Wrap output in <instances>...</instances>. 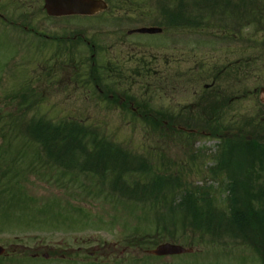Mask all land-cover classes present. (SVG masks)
Returning <instances> with one entry per match:
<instances>
[{
	"label": "rangeland",
	"instance_id": "1",
	"mask_svg": "<svg viewBox=\"0 0 264 264\" xmlns=\"http://www.w3.org/2000/svg\"><path fill=\"white\" fill-rule=\"evenodd\" d=\"M150 1H142L146 3L142 11L149 14ZM136 22L126 23L123 29L136 28L140 23ZM184 31V38L169 37L168 33L126 38L122 53L125 59L127 56L151 58L177 54V62L167 65L156 63L157 69L162 74L167 71L169 74L184 72L188 75L197 72L202 76L199 82L190 84L186 89L180 84L179 89L150 92L145 98L151 99L156 108L163 106L177 111L184 105L194 103L195 93L204 92L206 84L212 85L215 71L222 70L214 83L215 88H229V94L237 92L235 95H245L248 89L253 91L258 87L256 95H246L241 100L232 101L225 112L226 119L237 122L246 117H256L257 113L262 112L264 60L260 49L261 33L254 36L259 47L246 49L242 38L253 36L252 28L244 29L237 39L223 38V31L216 28ZM123 34L126 35L125 32ZM30 40V35L27 38L18 30L0 28V246H5L8 251L7 258L0 259V264H78L80 261L73 263L62 260L89 257L90 252H94L95 256L103 254L109 257L100 259L96 264H263L261 256L250 246L223 243V239L214 243L199 233L188 231L185 234L183 227V231L177 235L184 236L174 243L193 248V253L176 254L164 259L149 256L147 252L154 248L155 241L172 242L169 236L163 237L161 234L158 237L153 207L144 211L135 209L130 203L118 202L117 198H106V192H102L98 185V177L86 173L67 175L43 164L37 149L25 143L19 126L14 122L19 118V111L28 105L19 95L28 90L31 92V89L39 93L40 114L47 119H76L95 125L110 138L112 136L117 142L130 145L136 153L154 156L163 163L162 168L182 171L191 183L199 187L212 182L208 173L199 167L205 170V160L210 153L208 150L215 152L219 140L203 135L196 139L193 148L191 141L182 136L170 133L167 137L155 133L131 113L114 109L108 100L100 96L94 86L97 83L93 84L90 78L101 77L102 89L106 86L104 82L107 78L108 83L115 81L118 89L132 88L131 94H140V84L132 85L121 78L133 70L131 64L117 69L122 73L117 71L111 74L106 69L90 68L89 57L85 55L48 58L52 49L48 45L38 44L36 48L29 47L27 43ZM183 43L188 53L185 62L179 56ZM42 55L44 57H40ZM247 59H251L249 69H246ZM238 66L243 67L240 73H237ZM12 95L17 96L10 99ZM177 105L180 107L176 108ZM198 148L205 150L206 156L192 158L193 152L204 154ZM211 163L206 162L208 166ZM18 180L21 186L16 184ZM9 184V190H6ZM10 194H13V205L6 214L4 201L8 200ZM220 198L219 204L225 208L224 197ZM147 239H154V242L149 243ZM123 248L126 250L121 251V256L120 250ZM105 260L109 262H103Z\"/></svg>",
	"mask_w": 264,
	"mask_h": 264
},
{
	"label": "trees",
	"instance_id": "2",
	"mask_svg": "<svg viewBox=\"0 0 264 264\" xmlns=\"http://www.w3.org/2000/svg\"><path fill=\"white\" fill-rule=\"evenodd\" d=\"M224 2L173 0L171 5L165 7H171L174 12L160 15L158 24L175 32L181 28L186 31L216 28L237 33L238 29L249 26L255 32L264 33V3L239 9L225 7ZM165 7L159 3L156 5L158 9ZM176 9H182L183 13ZM128 77L134 84L136 78L141 77L144 93L133 96L127 89L128 98L125 101H110L114 108L120 106L133 116L139 115L155 133L167 137L170 133L182 136L191 141V146L203 135L219 140L216 152L209 159L213 165L206 170L214 182H218L216 186H195L182 171L162 168L163 163L154 156L136 153L130 145L117 142L112 136L110 138L100 132L95 125H87L76 119H47L40 114V106L35 99L38 95L33 89L19 95L28 105L19 111V118L14 122L19 126L25 143L37 149L38 157L44 160L43 164L45 162L53 168L64 169L67 174L74 170L82 173L89 171L99 177L102 185L109 182L110 187L127 200L137 205L143 204L146 210L153 207L158 237L162 234L175 241L184 236L177 235L178 232L185 230V234L188 231L200 233L214 242L228 238L234 244L255 249L264 264V111L242 121L226 119L223 114L229 106V96L226 90L220 93L218 88L212 86L201 94H195L197 97L191 105L192 112L182 117L187 121L193 118V122L180 127L176 122L180 119L181 111L186 112L185 106L177 111H167L156 108L153 101L144 96L157 89L160 92L176 89L180 82L186 88L183 76L174 74L172 79L168 77L162 80L152 66H146L142 71L135 68ZM201 78V74L191 72L190 84L199 82ZM97 84L102 90L100 81ZM100 94L107 98L106 92ZM16 96L12 95L10 99ZM192 158H197L195 152ZM16 184L21 186L19 180ZM9 187L10 184L6 190ZM220 196L224 197L225 208L219 204ZM12 199L13 194H10L6 201L8 211L12 209ZM153 242L154 239L149 240V243ZM155 244H159L158 241Z\"/></svg>",
	"mask_w": 264,
	"mask_h": 264
},
{
	"label": "flooded vegetation",
	"instance_id": "3",
	"mask_svg": "<svg viewBox=\"0 0 264 264\" xmlns=\"http://www.w3.org/2000/svg\"><path fill=\"white\" fill-rule=\"evenodd\" d=\"M62 2L66 0H0V26L10 30H19L30 35L31 42L36 48V44L41 46H49L52 49L48 58L82 56L89 57V66L93 69H123L124 66H146L156 65V63H172L177 62V54L165 57L152 58H136L122 55L124 51V43L126 38L138 33L130 35L133 30H125L122 21L140 22L144 15L142 11V1L134 0L139 3L137 9H133V0H73L78 2L80 6L74 7L66 12H51L48 8V2ZM83 1L89 2L90 6H85ZM140 1V0H139ZM167 0H163L166 4ZM227 5L225 7H241L248 8L261 6L264 0H223ZM148 3V2H147ZM165 11H169L167 8ZM173 11V10H172ZM59 27V28H58ZM52 28V29H51ZM53 28H57L53 30ZM124 32L128 36H124ZM163 34V33H159ZM179 36H185V31L181 30ZM250 45L248 40L244 38ZM260 39L262 60H264V33H261ZM180 60L185 62L188 53L185 44L180 48ZM40 57H44L43 55ZM246 69H249L251 59H247ZM239 67L238 69H242ZM107 91V90H106ZM109 91H112L111 89ZM256 93V87L254 89ZM124 97L120 93L108 94L111 100L122 99ZM126 248L120 250L122 252ZM123 251V252H124ZM111 252H114L113 250ZM117 255L116 253H113ZM106 258L103 254L95 256L94 252H90L89 257H81L78 259H67L65 261H73L78 264H96L95 260Z\"/></svg>",
	"mask_w": 264,
	"mask_h": 264
},
{
	"label": "water",
	"instance_id": "4",
	"mask_svg": "<svg viewBox=\"0 0 264 264\" xmlns=\"http://www.w3.org/2000/svg\"><path fill=\"white\" fill-rule=\"evenodd\" d=\"M49 6V10L51 12H64L67 10H70L74 7H78L80 6L78 2H75L73 0H66V2L64 3H54V2H49L48 4ZM140 33H153L155 34V32H160L161 29L160 28H147L144 27L142 29L137 30ZM188 251H192L189 249H184L183 247H181L180 245H173L170 243H165L164 245H160L157 248L154 249V251L152 252L153 254L156 255H160V256H165V255H176V254H182V253H187ZM5 252V248L3 246L0 247V255H2Z\"/></svg>",
	"mask_w": 264,
	"mask_h": 264
}]
</instances>
